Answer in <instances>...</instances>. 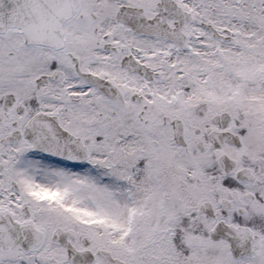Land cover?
Segmentation results:
<instances>
[{
	"label": "snow or ice",
	"instance_id": "obj_1",
	"mask_svg": "<svg viewBox=\"0 0 264 264\" xmlns=\"http://www.w3.org/2000/svg\"><path fill=\"white\" fill-rule=\"evenodd\" d=\"M0 264H264V0H0Z\"/></svg>",
	"mask_w": 264,
	"mask_h": 264
}]
</instances>
